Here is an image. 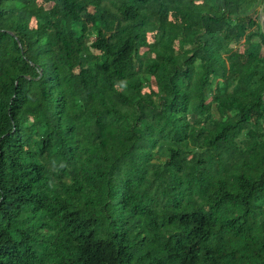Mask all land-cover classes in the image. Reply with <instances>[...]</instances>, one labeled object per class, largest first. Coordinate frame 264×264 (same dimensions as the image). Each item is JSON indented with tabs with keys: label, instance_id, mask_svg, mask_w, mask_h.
Segmentation results:
<instances>
[{
	"label": "trees",
	"instance_id": "16d2710c",
	"mask_svg": "<svg viewBox=\"0 0 264 264\" xmlns=\"http://www.w3.org/2000/svg\"><path fill=\"white\" fill-rule=\"evenodd\" d=\"M261 14L0 0V264H264Z\"/></svg>",
	"mask_w": 264,
	"mask_h": 264
},
{
	"label": "rangeland",
	"instance_id": "374dc122",
	"mask_svg": "<svg viewBox=\"0 0 264 264\" xmlns=\"http://www.w3.org/2000/svg\"><path fill=\"white\" fill-rule=\"evenodd\" d=\"M39 4H42V2L39 1ZM43 5H44L46 8H48V7L50 6V3H44ZM261 15H262L261 18H263V17H264V14H261ZM148 39L151 40V35L148 36ZM141 51L143 52L144 49H142ZM145 90H146V89H145Z\"/></svg>",
	"mask_w": 264,
	"mask_h": 264
},
{
	"label": "water",
	"instance_id": "95a60500",
	"mask_svg": "<svg viewBox=\"0 0 264 264\" xmlns=\"http://www.w3.org/2000/svg\"><path fill=\"white\" fill-rule=\"evenodd\" d=\"M263 18H261V21H260V25H261V28H262V31H263V27H264V25H263Z\"/></svg>",
	"mask_w": 264,
	"mask_h": 264
},
{
	"label": "bare ground",
	"instance_id": "6f19581e",
	"mask_svg": "<svg viewBox=\"0 0 264 264\" xmlns=\"http://www.w3.org/2000/svg\"><path fill=\"white\" fill-rule=\"evenodd\" d=\"M47 212V211H46Z\"/></svg>",
	"mask_w": 264,
	"mask_h": 264
}]
</instances>
